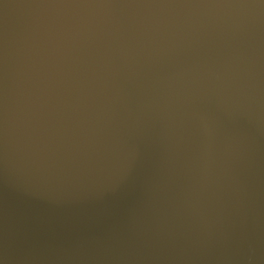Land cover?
<instances>
[{
	"label": "water",
	"instance_id": "water-1",
	"mask_svg": "<svg viewBox=\"0 0 264 264\" xmlns=\"http://www.w3.org/2000/svg\"><path fill=\"white\" fill-rule=\"evenodd\" d=\"M0 264H264V0H0Z\"/></svg>",
	"mask_w": 264,
	"mask_h": 264
}]
</instances>
